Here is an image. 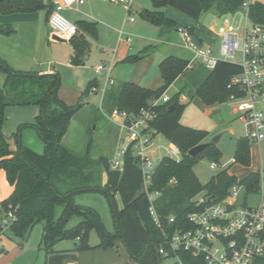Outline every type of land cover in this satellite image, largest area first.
I'll return each instance as SVG.
<instances>
[{
  "label": "trees",
  "instance_id": "1",
  "mask_svg": "<svg viewBox=\"0 0 264 264\" xmlns=\"http://www.w3.org/2000/svg\"><path fill=\"white\" fill-rule=\"evenodd\" d=\"M157 10L142 9L139 13L154 25H175V21L166 16L159 8L171 6L199 21L204 14L214 13L222 16L235 13L242 7L244 0H152ZM54 4L50 0H0V14L29 13L46 10L47 20L53 12ZM250 19L255 23H264V0H255L250 4ZM78 33L69 41L72 45L71 64L84 65L91 51V39L98 37V26L94 21L85 19L76 22ZM203 25H201L202 27ZM195 33L196 27L187 28ZM12 25L0 24V34L11 35ZM201 40H199L200 42ZM154 50L145 47L139 54L126 60H140ZM189 60L176 56L165 57L159 65L163 85L150 89L135 82L123 81L109 88L103 97L102 109L111 112L115 109L137 113L149 107L152 99L160 97L185 72ZM239 63L220 60L210 75L191 98H198L205 106H214L229 101L231 95L238 94V87H229L231 78L241 72ZM0 170H4L13 192L1 201L5 211L12 209L15 220L10 231L25 240L37 223L44 224L42 242L46 252L56 251L55 245L65 239L78 240L75 249L116 248L121 240L133 260L140 264H162L163 257L159 249L169 247V237L177 228L191 226L188 215L199 209L197 199L200 195L213 196L215 200L225 198L237 178L227 170L213 176L202 184L194 167L204 157H218L214 143L196 156L189 154L190 149L201 144L206 131L182 123L181 119L187 105L180 100L182 94H188L190 86L183 83L179 91L170 96L167 102L154 106L158 117L153 123L160 134L178 144L182 151L181 160L164 157L153 176L151 192H159L154 206L160 220L159 226L151 213V202L143 191V176L132 155L125 158L124 169H113L110 161L102 157L107 172L104 185L82 186L63 189L65 180L77 175L83 168L82 156L74 153L63 141L73 117L83 108L84 103L68 105L59 95L61 75L58 71L40 74L36 71L13 70L0 56ZM97 80L89 81L84 94L96 87ZM40 107L34 122L27 126L35 128L45 143L44 151L39 153L23 145L17 137L16 151L9 146L3 133L10 106ZM173 106V109H170ZM23 127V126H21ZM20 127V128H21ZM251 141L248 137L239 138L236 143L235 162L250 164ZM216 163V162H215ZM77 173V174H76ZM241 183L246 186V195L261 189L260 172L249 173ZM80 191H101L109 200L114 218V230L107 229L101 215L94 208L84 207L75 202L74 196ZM123 207L120 208L118 196ZM57 205L62 206L60 216L56 215ZM74 215L80 222L67 227V221ZM174 217L173 222L170 218ZM64 218L67 219L63 223ZM95 230L99 242L90 243L91 232ZM178 254L185 264H207L203 257L191 251L179 249ZM127 264V263H125ZM256 264H264L259 260Z\"/></svg>",
  "mask_w": 264,
  "mask_h": 264
},
{
  "label": "rangeland",
  "instance_id": "2",
  "mask_svg": "<svg viewBox=\"0 0 264 264\" xmlns=\"http://www.w3.org/2000/svg\"><path fill=\"white\" fill-rule=\"evenodd\" d=\"M90 1L97 2L92 5V8L88 6L86 10H89L88 12L95 15L97 19H103L102 15H104L106 26H103L102 21H97L99 39L93 43L92 52L86 65H70V44L68 42L50 40V35L45 25V11H42V26L36 37V52L40 61L46 64L51 62L52 66L60 72V97L65 99L70 105L78 102H87L86 106L73 117L63 139L64 143L74 153L84 158L83 168L77 170V175L65 180V184L62 185L63 189L104 185L105 165L101 159L105 157L111 161L118 145L120 128L114 122L111 112H105L102 109L103 92L111 85L108 83L106 75H98L95 72V67L100 64H105L107 68L113 67L112 75L117 81L132 80L150 89H158L163 84L159 68L160 58L158 56L162 44L164 45L166 41L145 44L146 39L143 36L145 31L149 32L147 28L158 30L159 27L149 22L135 9L129 12L117 0ZM132 1L134 5L137 4L142 9L157 10L152 0ZM76 7L67 8L63 12L64 16L74 23L81 18V12ZM120 10H123L124 18L117 26L118 32L116 33L113 32L109 23H114L115 27V24L120 22ZM159 10L165 12L166 16L171 14L170 10H174L180 14L177 20L179 24L189 25L188 23H190L199 28L201 32L211 36H214L215 32L213 30L217 31L221 23L220 17L214 13L204 14L199 21H196L171 6L162 7ZM201 25L203 26L201 27ZM172 33L174 34L176 31H172ZM177 33L180 34L182 32L180 30ZM212 39L215 41L214 52L219 56L218 46L220 38L214 37ZM118 47L119 50H117ZM145 47H150L154 50L150 56L136 61L126 60L128 56L139 54ZM241 60V54H237L235 62L240 63ZM206 66V64L200 63L199 66L195 65L194 70L190 69L192 71L188 73V77L192 76V88L195 87L194 84H197L199 79L205 77L211 70V68ZM95 77L99 80L98 88L96 87V90L92 88L89 93L84 94L89 80ZM0 81H2V75ZM177 88V86L169 87L166 92L173 96L177 93ZM192 91L190 88L189 93L186 94L187 99L182 101L187 105L182 123L193 128L205 130L206 136L202 143H214L219 152L217 158L206 156L196 164L194 170L198 179L202 184H206L217 173L227 170L237 178L235 184L240 183L242 185L241 180L249 173L264 169V141L251 142L249 165L242 162H233L237 140L246 138L248 134L245 123L238 118L236 103L227 101L214 106H205L198 98H191L190 93ZM80 95L81 97L79 98ZM8 124H4L5 131H8ZM215 139L217 140L214 141ZM155 143L163 147L169 145L168 139L163 134L156 136ZM163 153V150L160 149L157 152V156L159 157ZM214 162L217 163L215 168L212 167ZM244 190L245 188L242 185V193H244ZM261 191L264 192V182H261L259 192L249 193L248 203L251 205L256 204L259 197L258 194ZM74 200L77 204L84 207L94 208L100 213L107 229L110 231L114 230V218L109 200L101 191H80L75 194ZM62 211V206L57 205L56 215L60 216ZM80 220L79 216H72L67 221V227L71 228L77 225ZM43 231L44 224L37 223L27 238L22 240L9 230L6 237L4 236L3 242H0L5 249L0 254V264H45L48 253L42 242ZM75 241L70 239L61 240L58 242L57 248L71 247ZM117 241L118 243H123L121 240ZM98 242V234L93 230L90 243L95 245ZM134 262L136 263L137 261L134 260ZM162 264H176V259L173 257L164 258Z\"/></svg>",
  "mask_w": 264,
  "mask_h": 264
},
{
  "label": "built area",
  "instance_id": "3",
  "mask_svg": "<svg viewBox=\"0 0 264 264\" xmlns=\"http://www.w3.org/2000/svg\"><path fill=\"white\" fill-rule=\"evenodd\" d=\"M54 4L49 18L52 32L65 40H70L78 33L76 23L64 16L67 8L83 5L87 0H50ZM130 12L134 9L132 0H117ZM255 0H244L242 7L235 13L219 16L221 23L218 30H213L220 38L218 54L212 43L201 44L187 28H181L186 43L195 50V59L188 68L195 67L196 62L206 64L213 69L220 60L235 62L241 54L239 63L242 70L234 75L229 87H238L239 93L231 95L229 101L236 103L238 118L245 123L251 142L264 141V23H255L250 19V4ZM111 68L105 64L95 67L98 75H110ZM114 83V80H111ZM96 90V87H93ZM170 95L164 92L151 100L149 107L137 113L115 109L111 115L120 128L118 145L110 165L113 169H124L125 158L130 154L135 159L143 176V191L151 202V213L160 226L154 202L159 192H151L153 176L164 157L181 160L182 151L178 144L168 139L169 145H156L155 138L160 134L154 126L158 112L154 106L167 102ZM162 149L163 155L157 156ZM235 162V158L232 160ZM217 163H213L215 168ZM260 180L264 182V169L260 170ZM244 186V184H242ZM235 184L228 195L219 200L213 196L200 195L197 202L201 207L188 215L191 226L177 228L169 237V249L162 246L160 254L173 257L176 264H185L178 254L179 249L191 251L204 258L207 264H256L264 261V192L258 194V201L248 203L246 186ZM241 186V187H240ZM16 216L12 209L5 211L0 221V236L10 230ZM174 217L170 218L173 222ZM0 243V254L4 252ZM66 264H77L68 262Z\"/></svg>",
  "mask_w": 264,
  "mask_h": 264
},
{
  "label": "crops",
  "instance_id": "4",
  "mask_svg": "<svg viewBox=\"0 0 264 264\" xmlns=\"http://www.w3.org/2000/svg\"><path fill=\"white\" fill-rule=\"evenodd\" d=\"M87 1L88 2L83 4V6L82 5L74 6V7L77 6L76 8H79V11L81 12V15H80L81 18L78 20L85 19L88 21H94L96 19V21L94 22L97 23V26H98L99 21H102L103 26H106L104 15H102L103 19H97L95 15L88 12L89 10H86L88 6L89 8H92V5H94V3H96L97 1L95 2L90 1V0H87ZM42 11H45V25L48 29L50 40L59 41L55 38V34L52 32L50 28L49 19L47 20L46 18V10H39V11L29 12V13L17 12V13H12V14H7V15L0 14V24L12 25L13 28L15 29L14 33L11 35L0 34V56L9 63L10 67L13 70L36 71V72H39L40 74H46V73H50L53 71H58L52 66L51 62L47 64L42 63L36 52V39H37L36 37H37L38 31L41 29L42 20H43ZM170 13L171 14H169L168 17L175 21V25L173 26L157 25L159 27L158 30H155L153 28H147L149 29V32L145 31V34H143L144 38L146 39L145 44H155L157 42L162 43L166 41L164 45L162 44L161 51L158 56L160 58L159 65H160V62L165 57L170 56V55L176 56V57H179L185 60H189V62H191L195 59V55H196L195 50L186 43L183 34L182 33L179 34L177 33V31H180L181 28L196 27V26L190 23H188L189 25L179 24L177 20H178V17H180L179 16L180 14H178L174 10H170ZM123 18H124V12L123 10H120V22L118 24H115V27H114V23H109L113 32H116V33L118 32L117 26L122 22ZM126 21H129V20H126ZM172 31H176V33L173 34ZM102 34L103 33L101 29V35ZM194 35L198 41L201 40L200 41L201 44L212 43L213 46H214L215 41L212 38L217 37L215 33H214V36H211V35H208L207 33L201 32L200 29L197 27H196ZM90 39L92 43L91 51L84 65H86L87 61L89 60V57L92 52L93 43L97 42L99 39V27H98V37L96 39H93V38H90ZM61 42H68L70 44V60H71L73 49H72V45L70 41L66 40V41H61ZM117 50H119V47L117 48ZM70 60H69V63L70 65H72ZM84 65H81V66H84ZM199 65L200 63L196 62V66H199ZM194 68H192V70H194ZM113 70L114 68L111 67L110 75L109 76L106 75L108 79V83L111 86H109L108 88L104 90L103 95H102V103H103V97H104L105 92L109 88H111L113 85H117L120 82H123V81H117V79L113 77L112 75ZM192 70L187 69L185 72H183L179 76V78L170 86V88L177 86L178 88L176 92H178L181 85L183 83H187L189 84L191 90L193 91L197 90L212 72V69H211L209 73L205 77L199 79L198 83L194 84L195 87L192 88L193 86L192 81H191L192 76L188 77V73ZM4 78H5V75L2 77V79ZM93 79L97 80L96 87L98 88L99 86L98 78L95 77ZM93 79H90L89 81ZM111 80H114L113 84L111 83ZM130 82H133V81L131 80ZM135 83L140 84L139 82H135ZM168 94L170 95L169 92ZM80 97L81 95L79 96V98ZM61 99L63 98L61 97ZM186 99H187L186 94H182L180 96L181 102ZM63 100L65 101V99ZM83 103H84V106H83L84 108L87 102L84 101ZM39 112H40V107L38 106L37 108L36 105L10 106L7 108V118L4 124L9 123L8 129H7L8 131H5V128H4L5 125H4L3 133L7 137L9 146L12 150L16 151L18 148L17 137H15L14 134L16 132H19L18 139L23 145L30 147L34 149L35 151L39 150L37 151L39 153H42L44 151L45 143L41 139L38 131L33 127L27 126L28 124H31L34 122V119L39 114ZM104 173H105L104 183H106L107 181L106 170H104ZM13 190H14V186L11 185L10 182L8 181L5 171L0 170V203L1 201L9 197V195L13 192ZM117 197L119 200V206L120 208H122L123 207L122 201L119 195ZM0 213H1L0 215V219H1L3 214L5 213V210L1 205H0ZM7 232H5L4 234L0 236V242H3L4 238L6 237ZM77 242L78 240L75 241L73 246L65 247L61 249L57 248V244H58L57 243L55 245L56 251L46 255L45 264H66L68 262H76L77 264H125V263L127 264L137 263L138 264V262L136 263L134 262L133 258L131 257V255L129 254L128 250L123 245V243H118V241H117L116 248H108V249L93 248V249H88V250L75 249Z\"/></svg>",
  "mask_w": 264,
  "mask_h": 264
},
{
  "label": "water",
  "instance_id": "5",
  "mask_svg": "<svg viewBox=\"0 0 264 264\" xmlns=\"http://www.w3.org/2000/svg\"><path fill=\"white\" fill-rule=\"evenodd\" d=\"M134 9L138 12L141 11V8L138 6V5H135L134 6ZM55 38L59 41H66L65 39H62L61 37L55 35ZM170 109H173V106H170ZM217 139H215L214 141H216ZM209 143H201V144H198L197 146L193 147L192 149H190L189 151V154L191 156H196L199 152H201L202 150H204L207 146H208ZM67 221V219L65 218L63 223H65Z\"/></svg>",
  "mask_w": 264,
  "mask_h": 264
}]
</instances>
